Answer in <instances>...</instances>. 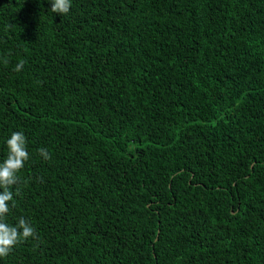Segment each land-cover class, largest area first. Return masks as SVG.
<instances>
[{"label":"trees","instance_id":"16d2710c","mask_svg":"<svg viewBox=\"0 0 264 264\" xmlns=\"http://www.w3.org/2000/svg\"><path fill=\"white\" fill-rule=\"evenodd\" d=\"M13 132L0 264H264V0H0Z\"/></svg>","mask_w":264,"mask_h":264},{"label":"clouds","instance_id":"9594fccd","mask_svg":"<svg viewBox=\"0 0 264 264\" xmlns=\"http://www.w3.org/2000/svg\"><path fill=\"white\" fill-rule=\"evenodd\" d=\"M71 8V0H51V12L66 15ZM7 64L8 60L5 59ZM25 61L21 60L15 67L16 72H20ZM8 153L3 162H0V257H7L14 247L29 238L36 239V229L32 223L24 218H18L13 226L7 222V215L10 212L9 202L15 207L13 187L21 183L18 175L24 168L25 162L29 160L26 137L22 132H13L6 141ZM40 155L45 160H50L51 156L44 148L39 150ZM19 195V188H16Z\"/></svg>","mask_w":264,"mask_h":264}]
</instances>
